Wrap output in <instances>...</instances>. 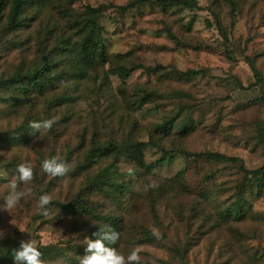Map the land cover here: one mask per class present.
<instances>
[{
  "label": "rangeland",
  "instance_id": "rangeland-1",
  "mask_svg": "<svg viewBox=\"0 0 264 264\" xmlns=\"http://www.w3.org/2000/svg\"><path fill=\"white\" fill-rule=\"evenodd\" d=\"M26 1L18 31L5 28L9 6L2 14L0 81L52 62L41 94L0 86V247L34 239L60 247L47 264H80L85 239L107 226L120 234L110 247L125 258L139 247L140 264H264V0H172L166 11L161 0ZM92 20L109 64L80 77L60 44L78 45ZM122 64L137 69L113 75ZM52 117L50 132L30 135V122ZM166 121L170 132H157ZM93 142L114 149L90 163ZM130 147L149 174L124 156ZM53 157L70 165L65 177L42 171ZM25 162L34 178L18 190L31 195L6 211L7 185ZM246 172L258 177L248 182ZM107 178L117 188L96 191ZM106 217L122 218L120 229L98 226ZM146 231L155 243L141 242Z\"/></svg>",
  "mask_w": 264,
  "mask_h": 264
},
{
  "label": "trees",
  "instance_id": "trees-1",
  "mask_svg": "<svg viewBox=\"0 0 264 264\" xmlns=\"http://www.w3.org/2000/svg\"><path fill=\"white\" fill-rule=\"evenodd\" d=\"M161 7L164 11L171 8L173 5L172 0H161ZM189 3L194 4V0H190ZM27 4L26 0H0V27H1V18L3 11L9 6L8 14L6 18V30L10 32L18 31L23 26V22L21 20V16L23 15L25 6ZM91 14L99 13L100 9L90 10ZM87 37H85L78 45L71 42H64L60 44L63 52L66 53L67 58H69L73 63V69L76 71V75L80 77L86 76L87 69H96L99 67H105L109 64V60L107 58L106 47L102 41L100 35V28L97 26L96 22L92 20L88 26L86 27ZM76 54V56H74ZM52 59H45L42 66L36 67L31 72L27 73L24 77H12L6 81H0V86H12L14 84H19L23 88H32L33 90L37 91L38 93H43L46 85L48 83L47 72L50 71V63ZM137 67L133 66L130 68L125 67V65H117L116 68L113 69L112 74L122 77L124 79L128 78ZM147 72L153 73L155 69L148 68ZM199 75L197 72H189L186 73L184 76L186 77H194ZM174 121H166L162 125H159L156 129L157 132H162L164 134H168L170 130L173 128ZM91 149L86 153L87 160L91 163L93 162L96 156L103 155L107 150L113 151L114 146L111 145H102L98 143L99 146L93 142ZM116 153L114 155L115 158L119 156ZM179 154L190 158L192 156L197 157H207L212 160H220V161H233V159L216 155V154H198L193 155L191 153H187L184 151H179ZM121 155V154H120ZM129 159H133L139 167V169H143L147 174L150 172V168L145 166L144 156L139 147H130L127 148V153L124 155ZM103 175H105L109 170L105 169L102 171ZM258 177L257 172H246V180L249 182L253 179ZM110 188H117L116 182H112L107 178V182L97 183L96 191L104 192L106 184ZM150 195L152 196V189H148ZM82 208V212L88 213V211ZM92 213V211H91ZM102 221L107 222L108 225H111L116 229L119 230L122 226V218L118 217H106V218H99L96 220V223L100 222L98 226H102ZM143 243L153 244L156 242V238L150 232H144L143 234ZM118 240L114 244H109L107 241L106 246H115L117 245ZM20 243H15L12 247L8 249H3L0 247V264H14L12 259V250L18 249ZM39 250L43 254V259L48 262L62 254V251L59 246L57 245H39Z\"/></svg>",
  "mask_w": 264,
  "mask_h": 264
},
{
  "label": "clouds",
  "instance_id": "clouds-1",
  "mask_svg": "<svg viewBox=\"0 0 264 264\" xmlns=\"http://www.w3.org/2000/svg\"><path fill=\"white\" fill-rule=\"evenodd\" d=\"M56 123V118H47L40 121H32L29 127L32 130L30 135L40 134L46 135ZM42 171L52 177H65L70 171V165L61 160L59 157L44 159L41 163ZM17 176L8 183V194L4 197L3 209L10 211L15 208L20 200L31 195V189L25 188L23 191L18 190L19 184L27 185L34 178L33 166L29 162L21 163L17 166ZM52 197L43 194L39 197L38 208L42 215H47V206L51 203ZM153 235L159 236V229L153 227L151 229ZM97 238L95 240L86 238V254L80 257V264H140L141 257L139 255L140 248L134 247L131 254L125 258L119 254L115 248L106 246L114 244L120 237L114 229L110 227H100L99 232L93 233ZM12 259L14 264H47L43 259V254L39 250L37 241L30 239L29 241H21L18 249L12 250Z\"/></svg>",
  "mask_w": 264,
  "mask_h": 264
}]
</instances>
